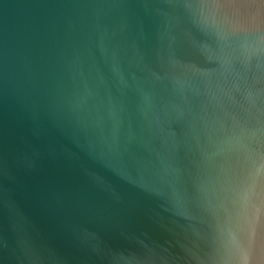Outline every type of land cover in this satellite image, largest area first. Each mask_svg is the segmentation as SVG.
Listing matches in <instances>:
<instances>
[{"label":"water","instance_id":"1","mask_svg":"<svg viewBox=\"0 0 264 264\" xmlns=\"http://www.w3.org/2000/svg\"><path fill=\"white\" fill-rule=\"evenodd\" d=\"M264 264V0H0V264Z\"/></svg>","mask_w":264,"mask_h":264},{"label":"clouds","instance_id":"2","mask_svg":"<svg viewBox=\"0 0 264 264\" xmlns=\"http://www.w3.org/2000/svg\"><path fill=\"white\" fill-rule=\"evenodd\" d=\"M241 264H246V257L245 258H242Z\"/></svg>","mask_w":264,"mask_h":264}]
</instances>
